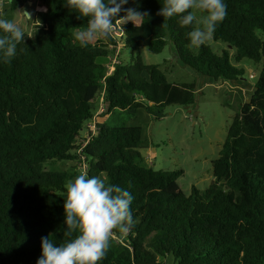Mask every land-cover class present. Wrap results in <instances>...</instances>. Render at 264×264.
Listing matches in <instances>:
<instances>
[{
  "label": "trees",
  "instance_id": "trees-1",
  "mask_svg": "<svg viewBox=\"0 0 264 264\" xmlns=\"http://www.w3.org/2000/svg\"><path fill=\"white\" fill-rule=\"evenodd\" d=\"M25 1L12 0L10 8ZM34 2L41 32L32 38L24 31L15 58L0 61V264H36L41 237L67 239L65 186L80 175L76 163L85 165L82 174L134 197V228L126 235L114 230L99 264H264V0H225L227 16L214 40L237 49L235 60L262 67L251 99L233 115L213 180L189 194L178 181L182 170L145 162L143 127L129 122L140 108L157 115L170 105L194 104L197 85L170 82L159 65L145 63L141 50L161 53L171 43L185 65L203 72L208 64L216 79L239 80L244 70L207 43L192 47L188 33L196 24L182 27L179 17L158 15L164 0H129L124 7L148 14L144 23L117 20L110 39L87 48L74 39L87 20L66 0ZM121 44L129 59L107 75ZM102 97L97 131L84 144ZM60 162L74 170L51 168Z\"/></svg>",
  "mask_w": 264,
  "mask_h": 264
},
{
  "label": "rangeland",
  "instance_id": "rangeland-1",
  "mask_svg": "<svg viewBox=\"0 0 264 264\" xmlns=\"http://www.w3.org/2000/svg\"><path fill=\"white\" fill-rule=\"evenodd\" d=\"M2 5L4 7L2 16L9 19L21 17L22 20L19 21L23 24L21 28L30 37L34 38L41 32L42 29L37 26L35 20L34 6L28 4L24 6V9L33 15L31 21H26L23 12L12 10L9 2ZM195 14L198 20L201 19L199 12ZM198 26L200 25L196 24V27ZM206 43L223 57L228 53L231 63L244 70V75L240 76L239 80L222 77L216 79L214 76L216 72L209 73L208 64L202 69L203 72H199L178 58L171 43H168L161 53L143 48L141 51L145 63L159 65L170 82L178 84L196 82V98L195 103L190 106L170 105L158 111L157 115L140 108L129 122L143 127L144 144L141 152L145 162L155 169L172 172L182 170L178 181L186 194L191 192L193 186L205 190L213 180V162L220 156L233 115L245 101L251 99L262 67L261 63H255L248 58L242 61L235 60L238 51L227 42L212 38ZM121 47L122 44L113 50L109 65L114 59L117 61L129 59V50ZM96 105L98 106V102ZM88 131H83L82 140L88 135ZM73 165L60 162L51 168L74 170ZM76 165V171L82 174L85 165L82 163ZM114 237L117 238V235L114 234Z\"/></svg>",
  "mask_w": 264,
  "mask_h": 264
},
{
  "label": "clouds",
  "instance_id": "clouds-1",
  "mask_svg": "<svg viewBox=\"0 0 264 264\" xmlns=\"http://www.w3.org/2000/svg\"><path fill=\"white\" fill-rule=\"evenodd\" d=\"M128 3L129 0H66L65 6L78 19L87 20L86 28L74 34L79 46L87 48L94 41L110 39L117 20L141 26L148 14L124 7ZM122 11L125 15L117 19ZM196 12L201 19H197ZM157 14L169 19L179 17L182 27L200 25L188 33L190 45L199 48L213 38L217 26L226 18L227 4L225 0H164ZM23 16L26 21L32 20L27 11ZM25 36L17 22L0 15V61L10 63ZM65 187L63 235L67 239L58 244L49 237H41V255L36 264H99L106 257L114 230L127 234L134 228V197L129 190L107 184L98 176L89 178L86 173Z\"/></svg>",
  "mask_w": 264,
  "mask_h": 264
},
{
  "label": "built area",
  "instance_id": "built-area-1",
  "mask_svg": "<svg viewBox=\"0 0 264 264\" xmlns=\"http://www.w3.org/2000/svg\"><path fill=\"white\" fill-rule=\"evenodd\" d=\"M119 61L120 60L117 61L116 59H114L113 62L111 61V64L108 67L107 75H110L111 73H113V71L115 69V66L119 63ZM254 77H255V75H254ZM254 77H252V78H254ZM104 110H105V105H104L103 97H102V98H100V103H99V106H98L96 112L94 113L93 119H91L87 123V130H89L91 132L89 133V131H88V135L84 136L83 140L81 139V141L84 144H86L90 140L92 135L96 133V131H97V122L99 120V116L104 112Z\"/></svg>",
  "mask_w": 264,
  "mask_h": 264
},
{
  "label": "crops",
  "instance_id": "crops-1",
  "mask_svg": "<svg viewBox=\"0 0 264 264\" xmlns=\"http://www.w3.org/2000/svg\"><path fill=\"white\" fill-rule=\"evenodd\" d=\"M34 1H35V0H26V1L22 4V6H20L16 11H22V12L27 11V12L31 13L29 10L24 9V6H26V4H28L29 6H34V7H35V10H36V5H35V2H34ZM6 2H9V0H0V10H1V11L4 9V7H3L2 4L6 3ZM2 12H3V11H2ZM31 16H33L32 13H31ZM20 18H21V17H19V18H14V17H13L12 19H13L15 22H17L19 26L22 27L23 24H20V22H19V21L22 20V18H21V19H20ZM86 130H87V129H86ZM84 132H85V130H84Z\"/></svg>",
  "mask_w": 264,
  "mask_h": 264
}]
</instances>
